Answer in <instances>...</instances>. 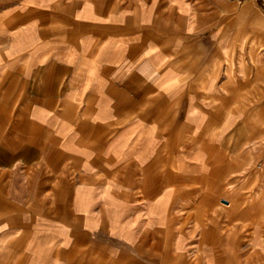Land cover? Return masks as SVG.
Returning a JSON list of instances; mask_svg holds the SVG:
<instances>
[{"label":"crops","instance_id":"obj_1","mask_svg":"<svg viewBox=\"0 0 264 264\" xmlns=\"http://www.w3.org/2000/svg\"><path fill=\"white\" fill-rule=\"evenodd\" d=\"M256 112L264 0H0V264H264Z\"/></svg>","mask_w":264,"mask_h":264},{"label":"rangeland","instance_id":"obj_2","mask_svg":"<svg viewBox=\"0 0 264 264\" xmlns=\"http://www.w3.org/2000/svg\"><path fill=\"white\" fill-rule=\"evenodd\" d=\"M251 137L240 142L238 166L226 186L223 203L252 213V225L264 227V112L252 117Z\"/></svg>","mask_w":264,"mask_h":264}]
</instances>
